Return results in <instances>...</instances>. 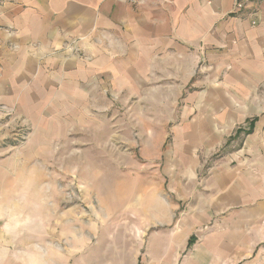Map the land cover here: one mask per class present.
<instances>
[{"label":"crops","instance_id":"0c3cea01","mask_svg":"<svg viewBox=\"0 0 264 264\" xmlns=\"http://www.w3.org/2000/svg\"><path fill=\"white\" fill-rule=\"evenodd\" d=\"M104 83L172 107L165 121L196 148L240 130L203 178L195 159L177 166L186 196L162 202L130 263L264 264V0H0V94L37 107L35 92Z\"/></svg>","mask_w":264,"mask_h":264},{"label":"rangeland","instance_id":"374dc122","mask_svg":"<svg viewBox=\"0 0 264 264\" xmlns=\"http://www.w3.org/2000/svg\"><path fill=\"white\" fill-rule=\"evenodd\" d=\"M76 42L64 47L78 53ZM98 87L77 99L35 92L37 107L33 92H1L0 264H132L162 202L186 196L172 187L183 179L177 166L195 159L203 178L240 146L230 124L224 139L196 148L165 121L172 107L149 93Z\"/></svg>","mask_w":264,"mask_h":264},{"label":"built area","instance_id":"2783aa9c","mask_svg":"<svg viewBox=\"0 0 264 264\" xmlns=\"http://www.w3.org/2000/svg\"><path fill=\"white\" fill-rule=\"evenodd\" d=\"M249 0H235V7L237 9H241L244 6H246V4L248 3ZM253 23H255V21H252Z\"/></svg>","mask_w":264,"mask_h":264}]
</instances>
